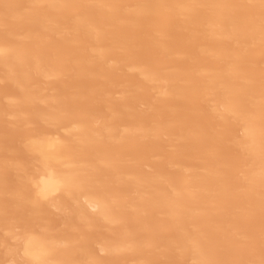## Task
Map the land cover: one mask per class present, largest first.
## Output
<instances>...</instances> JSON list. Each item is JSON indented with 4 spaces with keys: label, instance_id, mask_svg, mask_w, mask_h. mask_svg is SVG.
Listing matches in <instances>:
<instances>
[{
    "label": "bare ground",
    "instance_id": "bare-ground-1",
    "mask_svg": "<svg viewBox=\"0 0 264 264\" xmlns=\"http://www.w3.org/2000/svg\"><path fill=\"white\" fill-rule=\"evenodd\" d=\"M0 264H264V0H0Z\"/></svg>",
    "mask_w": 264,
    "mask_h": 264
}]
</instances>
